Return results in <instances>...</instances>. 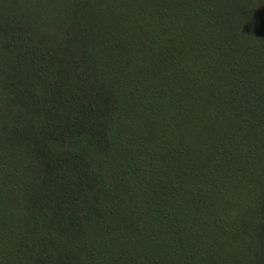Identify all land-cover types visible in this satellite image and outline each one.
I'll list each match as a JSON object with an SVG mask.
<instances>
[{
    "label": "trees",
    "instance_id": "16d2710c",
    "mask_svg": "<svg viewBox=\"0 0 264 264\" xmlns=\"http://www.w3.org/2000/svg\"><path fill=\"white\" fill-rule=\"evenodd\" d=\"M0 264H264V0H0Z\"/></svg>",
    "mask_w": 264,
    "mask_h": 264
}]
</instances>
